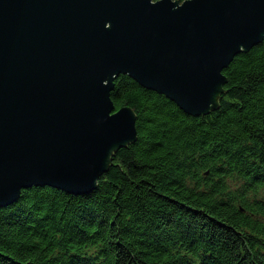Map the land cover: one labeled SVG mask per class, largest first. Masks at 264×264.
I'll return each instance as SVG.
<instances>
[{
  "label": "water",
  "instance_id": "water-1",
  "mask_svg": "<svg viewBox=\"0 0 264 264\" xmlns=\"http://www.w3.org/2000/svg\"><path fill=\"white\" fill-rule=\"evenodd\" d=\"M263 39L264 0H0V208L34 186L96 189L137 139L120 75L205 115Z\"/></svg>",
  "mask_w": 264,
  "mask_h": 264
},
{
  "label": "trees",
  "instance_id": "trees-1",
  "mask_svg": "<svg viewBox=\"0 0 264 264\" xmlns=\"http://www.w3.org/2000/svg\"><path fill=\"white\" fill-rule=\"evenodd\" d=\"M223 73L201 116L116 78L137 139L90 194L34 186L1 207L0 264H264V39Z\"/></svg>",
  "mask_w": 264,
  "mask_h": 264
}]
</instances>
